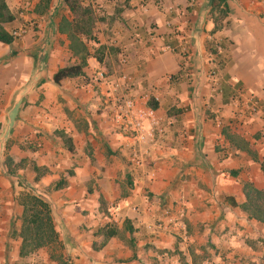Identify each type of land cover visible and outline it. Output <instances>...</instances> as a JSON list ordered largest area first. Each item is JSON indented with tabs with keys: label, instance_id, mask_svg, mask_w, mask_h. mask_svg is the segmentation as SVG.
Here are the masks:
<instances>
[{
	"label": "crops",
	"instance_id": "crops-1",
	"mask_svg": "<svg viewBox=\"0 0 264 264\" xmlns=\"http://www.w3.org/2000/svg\"><path fill=\"white\" fill-rule=\"evenodd\" d=\"M80 1L97 19V42L87 41L89 81L57 85L54 74L79 61L69 32L60 31L63 20L74 19L65 0L43 14L35 12L40 0H7L16 15L7 30L29 32L11 45L0 42V264H59L48 248L20 257L21 241L11 233L21 226L24 191L53 204L68 264H264V225L229 204L245 201L247 181L264 190V175L223 135L229 129L243 136L264 158V115L240 114L239 101L223 92L242 88V107L253 94L264 109V0H229L227 24L214 35L209 0ZM183 38L190 43L186 60L166 50ZM224 39L233 47L231 64L218 78L212 74L223 50L213 55L207 46ZM99 50L102 63L93 55ZM98 72L104 78L94 83ZM122 74L132 78V90L114 89ZM128 94L137 102L132 119L153 133L145 142L117 118L113 97ZM58 132L73 140L74 154ZM136 149L139 165L132 161ZM34 166L45 171L39 181ZM61 177L64 188L42 190ZM109 224L123 237L95 250L103 240L95 231Z\"/></svg>",
	"mask_w": 264,
	"mask_h": 264
},
{
	"label": "trees",
	"instance_id": "trees-1",
	"mask_svg": "<svg viewBox=\"0 0 264 264\" xmlns=\"http://www.w3.org/2000/svg\"><path fill=\"white\" fill-rule=\"evenodd\" d=\"M51 2L52 0H40L35 8V12L38 14L45 13L49 9ZM65 4L69 7L74 19L71 23L67 20H63L60 31L63 33L69 32L71 41L70 49L73 54L79 58V61L73 65L59 69L58 72L54 74L53 81L57 85H60L61 82L66 79H75L79 77L83 78L86 82L89 81L86 72L88 58L90 56L87 41L95 40L93 32L97 21L93 9L89 6L84 7L80 0H65ZM208 6V17L214 24V29L212 31L214 35L225 28L231 14V7L229 0H209ZM15 20L16 15L9 8L7 0H0L1 43L11 45L16 40L6 28L8 24L13 23ZM207 50L213 55L218 52L209 46H207ZM97 60L100 63L103 62L100 56H97ZM231 91V86L225 87L223 90L224 96L229 97ZM149 105L152 109L158 108V105L153 102H150ZM56 135L60 137L64 148L68 152L72 154L76 152L75 145L70 137L63 132H58ZM223 135L231 146L247 152L255 162H258L264 175V158L259 156V153L254 149L250 141H247L243 136L229 129H223ZM5 164L8 167L9 174L14 175L15 171L12 168L11 160L7 159ZM33 169L37 174L36 181H39L45 171L37 166H34ZM70 174H72L71 171ZM233 175H237V171H233ZM65 186L66 181L63 177L50 185L48 190L57 191ZM129 187L133 188L131 182H129ZM243 194L245 201L242 204H238L234 199H229V204L233 207H239L247 216L248 220L256 221L264 225V190L258 189L254 183L247 181L243 185ZM18 203L23 208V213L20 217L21 226L19 230L12 231L11 237L21 241L20 257L26 258L42 249L48 248L51 251L58 252L57 255L51 254L52 260L57 261L59 264H68L61 255L63 246L60 241V234L54 222L53 209L47 198L33 191H24L19 194ZM102 206H105V203L100 199V207L102 208ZM124 229L125 232H129L131 235L135 232L134 228L130 226L129 221L125 222ZM94 236L103 238L100 245V247H103L112 238H122L123 232L119 230L117 225L109 224L97 229ZM133 241V239L130 240L131 246H133ZM94 249L98 250L99 247L95 245Z\"/></svg>",
	"mask_w": 264,
	"mask_h": 264
},
{
	"label": "built area",
	"instance_id": "built-area-1",
	"mask_svg": "<svg viewBox=\"0 0 264 264\" xmlns=\"http://www.w3.org/2000/svg\"><path fill=\"white\" fill-rule=\"evenodd\" d=\"M191 1L194 2V0H191ZM169 12H171V8H169ZM168 24L170 25V23ZM28 32H29V27L24 26L19 30L13 31L11 34L16 39H19L27 35ZM166 50L173 52V53H178L182 57L183 60H186L188 56L190 55V43L185 38H183L180 41V43L176 46L168 45L166 47ZM120 57H121L120 59L121 64L126 65L129 61V56L127 52L123 51ZM212 76H215V75L212 74ZM102 78H104V74L101 72H98L93 77V82L98 83ZM131 83H132V78L127 74H122L117 78L114 84V89L116 90L118 88H121L123 85H127V88L125 90L130 91L133 89V84ZM112 101L117 110V118L133 130L135 137L137 139L136 141L138 143L145 142L149 138L153 137V133L150 131H147L144 128L143 121L141 119H136V120L132 119V113L136 111L137 102L133 99V97L130 94H128L127 96H121V97L114 95ZM259 109H260L259 104L255 102L253 99L249 100L246 104V110L247 112L251 114H254ZM132 161L137 165L142 163L140 151L138 149H136L133 152ZM204 264H208V263H204Z\"/></svg>",
	"mask_w": 264,
	"mask_h": 264
},
{
	"label": "rangeland",
	"instance_id": "rangeland-1",
	"mask_svg": "<svg viewBox=\"0 0 264 264\" xmlns=\"http://www.w3.org/2000/svg\"><path fill=\"white\" fill-rule=\"evenodd\" d=\"M57 1L58 0H52V3L55 4ZM90 47L92 49H96V47L92 43H90ZM219 47L222 48L223 52L221 54H219V57L217 59L218 64L214 68L215 69L214 75H216L218 78H219V75H220V72L221 71H222V75H225V69L227 68V66H229V64H231V59L229 58V53L233 49V47H231V41H229L227 39L226 40L225 39L224 40H220L219 42H216V43L214 42L213 43V46H212V49L215 50V51H220V48ZM94 54L96 56H100V57L102 56L101 50H99V53L97 51L94 52L93 55ZM244 93H245V91L242 88H238L237 87L235 90L231 91L230 92V95H229L233 100L236 99V100L239 101V103H240V105H239L240 106V112L239 113L240 114H243V113H246L247 114L248 113L247 110H246L245 104H244L243 107L241 105V100L244 101L243 100L244 98H242L241 95H243ZM250 98L253 99L255 102H258V99L256 97H254L253 94H251L248 97V99H246V100L248 101ZM259 107H260V109L257 110L255 113H258V112L261 111L260 114L264 115V109H263V107H261L260 104H259ZM61 178H63V177H61ZM48 189L49 188L47 187V188H43L42 190L45 191V192H50V193L53 192V191H49ZM48 201L50 202L51 206L53 207V204L51 203V201L50 200H48ZM100 209L107 210V207L105 205V206H102V208H100ZM102 241L103 240H99V242H95L93 244V248L95 247V245L97 247H100ZM51 254L57 255L58 252L57 251H51Z\"/></svg>",
	"mask_w": 264,
	"mask_h": 264
}]
</instances>
